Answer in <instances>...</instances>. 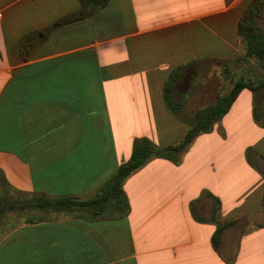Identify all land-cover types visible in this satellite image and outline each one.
<instances>
[{
  "label": "crops",
  "instance_id": "crops-1",
  "mask_svg": "<svg viewBox=\"0 0 264 264\" xmlns=\"http://www.w3.org/2000/svg\"><path fill=\"white\" fill-rule=\"evenodd\" d=\"M251 1L112 0L54 30L78 0H0V264H238L244 255L264 264L257 139L238 153L221 139L222 156L202 168L192 154L178 164L151 159L124 182L129 211L114 200L69 211L27 206L95 198L136 139L179 144L171 137L189 127L166 107L167 78L188 63L242 59L238 23ZM32 33L25 60L17 45ZM204 201L220 203L217 214L199 215ZM230 222L216 250L213 236Z\"/></svg>",
  "mask_w": 264,
  "mask_h": 264
},
{
  "label": "trees",
  "instance_id": "trees-1",
  "mask_svg": "<svg viewBox=\"0 0 264 264\" xmlns=\"http://www.w3.org/2000/svg\"><path fill=\"white\" fill-rule=\"evenodd\" d=\"M78 1L81 4L80 9L61 17L57 21L54 30L92 18L106 9L112 0ZM263 12L264 0H252L247 5L238 23V34L242 38L246 49V55L244 57L246 59H255L264 70V32L258 24V21L263 16ZM17 47L20 50H25L29 53L28 56L24 57L25 60H28L36 47L35 34L32 33L25 36L18 43ZM191 66L192 64L188 63L178 67L175 71L170 73L164 85V100L166 107L179 121L183 104L175 101L174 96ZM245 90L250 91L253 94H258L264 91V80L255 82L253 80H246L245 78L238 79L229 92L219 96L215 104L200 109L195 114L192 122L190 124L186 123L189 127L188 132L186 133L184 140L178 145L159 147L149 139H136L134 142L132 157L129 162L119 167L117 174L105 184L95 198L88 201L71 198H63L59 200H48L43 198L36 202H29L27 203V206L44 210L54 209L69 211L80 207L94 209L102 208L105 203L114 200L117 208L122 209L123 207H126L127 211H129L128 199L123 191L125 180L134 172L144 167L148 161L153 158H163L177 164L180 163V155L190 144L193 143L195 138L201 133L209 132L216 122L221 121L231 111L233 105ZM256 119L259 121L257 116ZM262 126L264 127V124H262ZM219 204L220 203H218V205ZM262 205L264 208V197L262 199ZM7 207H10L11 209L15 208V206H12L9 202ZM96 215L99 216L98 213H96ZM198 220L202 221L201 219ZM232 225L233 222H230L218 227L212 240L213 246L216 250H218L221 244L223 233Z\"/></svg>",
  "mask_w": 264,
  "mask_h": 264
},
{
  "label": "rangeland",
  "instance_id": "rangeland-1",
  "mask_svg": "<svg viewBox=\"0 0 264 264\" xmlns=\"http://www.w3.org/2000/svg\"><path fill=\"white\" fill-rule=\"evenodd\" d=\"M259 24L264 32V12ZM240 78L259 82L264 80V70L255 59H246L245 57L236 63L219 59L194 63L174 96L177 102L183 104L179 116L180 121L190 124L197 111L215 104L219 96L229 92ZM262 124H264V91L253 94L245 90L229 114L221 121L216 122L209 132L198 135L195 138V140L197 139L195 146L187 147L183 152V157L189 154L194 155L193 161L195 157L198 158V161H194V163L197 166L198 163H201L202 168L207 160H212V154L218 160L222 156L221 139L228 140L229 138L231 144L238 143L237 153L242 146L241 143L245 141L252 144L257 139L258 144L264 145V131L260 129L263 127ZM205 135L207 136L205 137ZM184 138L185 136L173 135L170 140H178L180 144ZM253 146H251V150L254 149ZM234 153L235 150L232 151V154ZM0 190H3L1 181ZM11 192L13 193L12 190ZM194 209L199 215L202 214L204 217L210 218L212 214L213 216L217 214L218 204L204 201L201 205L195 206ZM259 250L260 246L256 244L253 251L258 252ZM259 262V257L244 255L238 264H260Z\"/></svg>",
  "mask_w": 264,
  "mask_h": 264
}]
</instances>
